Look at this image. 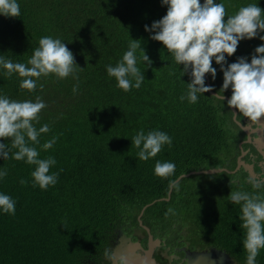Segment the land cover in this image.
Listing matches in <instances>:
<instances>
[{"label": "trees", "instance_id": "trees-1", "mask_svg": "<svg viewBox=\"0 0 264 264\" xmlns=\"http://www.w3.org/2000/svg\"><path fill=\"white\" fill-rule=\"evenodd\" d=\"M17 2L18 18L0 15V55L27 64L39 40L51 36L67 44L83 70L78 71L79 81L71 76L63 80L42 77L36 90L29 92L20 89L17 74L7 78L0 68V96L19 101H35L39 96L47 105L35 127L50 126V132L41 135V144L53 136L58 139L51 149L40 151V158L54 157L57 163L50 172L60 173L55 186L45 191L31 185L34 166L0 158V170L8 172L0 179V193L16 201L14 215L0 211V264H74L80 252L115 225L124 209L139 213L166 198L170 184L181 175L236 168L240 143L247 136L233 121L226 100L201 93L195 104L182 102L189 76H182L183 66L179 69L163 45L149 39L151 33L145 31V25L150 27L166 14L161 0ZM214 2L223 3L228 15L249 3L264 9V0ZM132 39L142 41L152 64L146 68L138 49L137 67L145 79L139 89L124 92L107 75L106 66L122 59ZM261 43L258 37L242 40L233 56L248 57L250 62ZM233 56L226 58L228 63L234 62ZM213 67H220L215 60ZM141 129L145 134L151 130L167 133L172 145H164L154 158L139 160L131 139ZM249 147L257 154L250 144L243 145ZM157 160L174 163L175 173L167 179L157 177ZM22 179L29 183L22 185ZM237 190L264 197V183L257 184L243 169L235 174H198L174 186L171 202H157L148 212L180 202L187 210L180 217L192 224L197 236L246 264L240 206L228 197ZM256 264H264V249Z\"/></svg>", "mask_w": 264, "mask_h": 264}, {"label": "clouds", "instance_id": "clouds-1", "mask_svg": "<svg viewBox=\"0 0 264 264\" xmlns=\"http://www.w3.org/2000/svg\"><path fill=\"white\" fill-rule=\"evenodd\" d=\"M161 5L167 6L166 14L153 21L150 27H144L146 32L151 33L149 39L160 42L179 69L183 66L180 69L182 76L188 75L190 78L187 92L180 96V100L195 104L198 94L212 91V86L206 85L205 77L210 75L215 80V60L223 73V83L219 90L223 95H217V98L226 100L227 107L237 121L247 119V123L243 124L245 127L264 131V43L255 48L250 62L248 57L239 56L232 63L226 59L234 55L242 40L258 37L264 42V35H260L264 33V9L258 3H249L241 6L235 14L228 15L225 5L215 3L214 0H204L203 3L201 0H161ZM0 15L18 18L21 9L17 0H0ZM138 49L143 53L141 59L146 68L151 67L152 61L143 49L142 41L138 39L129 42L128 50L115 66H106L107 75L114 78L117 88L124 92L132 88L139 89L145 79L144 72L137 67ZM0 68L7 78L17 74L21 78L20 89L29 92L36 90L37 81L42 77L53 75L57 80H63L71 76L79 81L78 71L83 70L76 63L67 44L51 36L39 40L27 64L14 63L0 55ZM78 89L77 83L73 86V93H77ZM229 89L231 95L225 97L224 92ZM46 107L39 96L35 101H19L0 96V141H4L0 142V158H11L34 166L31 185L45 191L55 186L60 174L59 171L50 172L57 163L54 157L40 158V151L51 149L58 139L53 136L43 144L40 142L41 135L51 130L48 124L39 129L35 127L40 122L41 111ZM131 142L139 150V160L147 161L156 157L164 145L171 146L172 138L160 130H151L145 134L141 129L132 137ZM175 169L174 163L157 160L154 174L167 179L175 173ZM7 175V169L0 170V179ZM234 182L229 181V184ZM20 183L24 185L29 181L22 179ZM228 197L230 203L240 206L239 227L244 230L241 243L246 253V264H256L257 256L264 249V197L239 190L230 191ZM15 208L16 201L0 193V211L14 215ZM169 214L174 215L175 210L168 208L165 216ZM103 255L111 264H130L126 255L118 256L113 249H105Z\"/></svg>", "mask_w": 264, "mask_h": 264}, {"label": "flooded vegetation", "instance_id": "flooded-vegetation-1", "mask_svg": "<svg viewBox=\"0 0 264 264\" xmlns=\"http://www.w3.org/2000/svg\"><path fill=\"white\" fill-rule=\"evenodd\" d=\"M233 57L235 62L239 56ZM215 68L217 69L218 79L213 80L208 75L210 86H212L213 92L222 95L219 90L223 83V73L220 74V67ZM208 93L210 94V92ZM230 95L231 89L227 90V95L224 96ZM240 121L244 124L247 123L246 118H241ZM251 130L254 131V129ZM251 137L254 141L255 138H258V134L252 132ZM244 141H247V138ZM250 145L253 146L258 155L254 153L252 147H249L247 149L243 148L247 151V155L245 154L246 156L243 157L254 164L256 173L263 179L264 158L253 144ZM258 156L261 158L259 159ZM177 180L169 186L168 196L166 197L167 202H171L173 199L174 186L181 181L177 182ZM151 207H148L145 211L142 209L139 213L124 209V213L117 218L115 225L103 231L95 245L93 244L83 253L80 252L74 264H111L103 255L105 249H113L118 256L121 254L126 255L130 264H190V260L202 253L213 255L210 264H243L235 255L233 256L230 252L221 247L213 246L197 236L192 224L186 223L180 217L182 214H187L185 205L175 202L171 206H163L148 212ZM168 208H173L175 214H169L166 217L165 212ZM222 253L227 257H222Z\"/></svg>", "mask_w": 264, "mask_h": 264}, {"label": "water", "instance_id": "water-1", "mask_svg": "<svg viewBox=\"0 0 264 264\" xmlns=\"http://www.w3.org/2000/svg\"><path fill=\"white\" fill-rule=\"evenodd\" d=\"M203 2H204V0H203ZM205 79H206L207 85H210V81H209L208 75H206ZM210 94L212 96L216 97V98H217V95H219V94H217V93H215L213 91H210ZM225 97H229V96H225ZM232 111H234V110H232ZM262 119H264V117ZM233 120L247 135V141H243V142L240 143L239 147L241 148L242 155L238 157L236 168L234 170H229L227 168H214V169L202 170V171H197V172L193 171V172H191L189 174L182 175L177 180V182L179 180H181L182 178H186V177H189L191 175L220 174V173H223V172H226L228 174H235L238 171H240L241 169H243L244 172H246L248 174L249 178L251 180H254L257 184L264 183V178L261 179L260 176L256 173L254 164L245 161L244 157L247 155V151H245L243 149V145L244 144H246V143L253 144L257 148V150H259V154L262 155V157L264 158V131H258V130L252 131L250 128H247V127H245L243 125L244 122L237 121L234 117H233ZM252 132H256L258 134V138H255L254 141H253V138L251 137ZM166 200H168V199L165 198V199L155 200L151 204L146 205L143 208V211H145L148 207L153 206L157 202L166 201ZM222 257H227V255L222 253ZM212 259H213V255L207 254V253H202V254L196 255L193 260L189 261V263L190 264H210Z\"/></svg>", "mask_w": 264, "mask_h": 264}, {"label": "rangeland", "instance_id": "rangeland-1", "mask_svg": "<svg viewBox=\"0 0 264 264\" xmlns=\"http://www.w3.org/2000/svg\"><path fill=\"white\" fill-rule=\"evenodd\" d=\"M215 79H218V76H217V74H216V78ZM234 121V120H233ZM236 124V123H235Z\"/></svg>", "mask_w": 264, "mask_h": 264}]
</instances>
